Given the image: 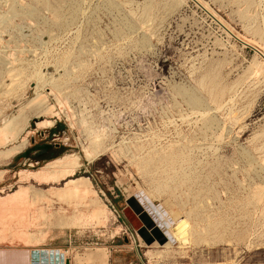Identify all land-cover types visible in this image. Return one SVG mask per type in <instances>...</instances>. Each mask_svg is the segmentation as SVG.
Segmentation results:
<instances>
[{"label": "rangeland", "instance_id": "rangeland-1", "mask_svg": "<svg viewBox=\"0 0 264 264\" xmlns=\"http://www.w3.org/2000/svg\"><path fill=\"white\" fill-rule=\"evenodd\" d=\"M200 1L249 45L191 0H0V124L37 94L57 113L27 111L0 146L31 132L0 154V196L25 190L36 218L0 234V264H264V0ZM65 154L84 160L79 197L18 182ZM146 196L189 222L187 244L168 242Z\"/></svg>", "mask_w": 264, "mask_h": 264}, {"label": "bare ground", "instance_id": "bare-ground-1", "mask_svg": "<svg viewBox=\"0 0 264 264\" xmlns=\"http://www.w3.org/2000/svg\"><path fill=\"white\" fill-rule=\"evenodd\" d=\"M194 1L195 3H197L200 7L203 8V10H206L209 15L212 16V18H214L226 31L229 35H231L232 37L236 38L237 40L241 41L243 44H246L245 46L249 45L250 40H245L242 37H240L239 35L235 34L228 26H226L219 18L218 16L212 12L205 4H203L200 0H191ZM84 2V1H83ZM122 2V1H121ZM246 3L249 4V0H246ZM150 8L146 7V12L149 10ZM144 12V11H143ZM142 12V13H143ZM151 12V10H150ZM131 13V12H130ZM149 13V12H147ZM152 13V12H151ZM249 13V12H247ZM245 15V14H244ZM243 15V16H244ZM250 15V13H249ZM248 19V16H247ZM249 19H253V16ZM150 20V19H149ZM254 20V19H253ZM248 21V20H247ZM140 22V21H139ZM143 25V24H142ZM141 26V25H140ZM146 26V25H145ZM144 27V26H143ZM149 30V29H148ZM52 33V32H51ZM70 34V32H69ZM129 37V36H128ZM255 49V48H254ZM261 52L264 53V51L261 50ZM259 52V53H261ZM258 54V53H257ZM70 55V54H69ZM264 55V54H262ZM262 55H260L262 57ZM11 62V61H10ZM29 62V61H28ZM40 71V70H39ZM252 73H254L255 76L257 77H262L261 80L263 79V75H264V57H263V61L262 62H257L254 65V68L252 70ZM38 74V73H37ZM19 76V75H18ZM17 76V77H18ZM29 76V75H28ZM41 76V75H40ZM37 77V76H35ZM254 77V76H253ZM38 78V77H37ZM256 78V77H254ZM253 78V79H254ZM33 79V77H32ZM41 79V78H40ZM39 79V80H40ZM258 79V78H257ZM43 79H41L42 81ZM260 80V81H261ZM37 81V79H36ZM254 82V81H253ZM36 83V82H35ZM42 83V82H41ZM44 83V81H43ZM259 84V83H258ZM38 83L35 85V89H38ZM45 85V83H44ZM45 87V86H44ZM233 87V86H232ZM237 87V86H236ZM42 88V87H41ZM40 89V88H39ZM232 88H230L229 90H231ZM234 89V88H233ZM228 90V91H229ZM52 91V90H51ZM17 92V91H16ZM53 92V91H52ZM43 93V92H42ZM226 94V93H225ZM229 100V99H228ZM232 99H230L229 101H231ZM47 100H45L43 98V95L41 94H37L36 97L34 99H32L31 101H29V103L26 106V109L28 112L30 113H36V115L38 114V117H42V116H50L52 118V116H54L55 114L57 115V113H54V107L53 105L50 106L46 103ZM227 101V102H229ZM64 102V101H63ZM191 102L193 105H200L201 102L199 99L193 97L191 98ZM226 102V103H227ZM232 102V101H231ZM59 103V102H58ZM67 103V102H66ZM60 104V103H59ZM225 104V103H223ZM223 104H221L222 106H224ZM230 104V103H229ZM227 105V104H226ZM221 106V107H222ZM228 106V105H227ZM220 107V108H221ZM60 108V107H59ZM230 109V111H229ZM227 110L231 112V108H229ZM22 110V109H21ZM233 110V108H232ZM27 111L22 110L20 112L19 115H15V116H11V118H7V120H5L4 122H2L0 124V146L7 145V143L10 141H15L17 140V135L20 132V130L22 131L23 128H21L22 123L26 122L27 118ZM219 111V110H218ZM235 112V111H234ZM232 113V112H231ZM2 114V111H1ZM0 114V115H1ZM229 114V113H228ZM234 115V113H232ZM201 115V114H200ZM206 115V112H205ZM236 115V114H235ZM204 116V115H203ZM229 116V115H228ZM230 117V116H229ZM182 118V117H181ZM4 120V119H3ZM228 120V119H227ZM231 120H233L231 118ZM169 121V120H168ZM198 121V120H197ZM234 121V120H233ZM170 124V123H169ZM196 124V123H195ZM54 126V121L53 120H42L40 122L37 123V127H53ZM98 126V125H97ZM224 126V125H223ZM25 127V126H24ZM106 128V127H105ZM100 131V130H99ZM30 132V131H29ZM26 133L27 135L24 136L22 138V140H20V142L16 145H13V147L5 149V150H1L0 154L3 155V157H5L7 160L10 157H13L19 153H21V151L23 150V148H25V146L27 145V137L28 135L31 133ZM102 132V131H101ZM104 132V131H103ZM105 134V133H103ZM93 135V134H92ZM91 135V137H92ZM96 134V138H97ZM152 135V134H151ZM167 135V134H166ZM106 136V135H104ZM103 136V137H104ZM220 136V135H219ZM110 137V136H109ZM139 138V136H138ZM218 138V137H217ZM9 139V140H8ZM100 139H102L101 135L99 136V140L97 139V141L95 142L96 144H98L99 147V142ZM151 140V139H150ZM185 140V139H184ZM123 141V140H122ZM18 142V141H17ZM93 145H96L94 144ZM102 142V141H100ZM131 142V141H130ZM11 143V142H9ZM14 143V142H13ZM102 144V143H101ZM92 145V143H91ZM92 145V146H93ZM105 146V145H104ZM103 147V146H102ZM99 147V148H102ZM105 148V147H104ZM110 148V147H109ZM154 148V147H153ZM88 149V148H87ZM95 149V148H94ZM93 149V150H94ZM152 149V148H151ZM96 151V149H95ZM104 149H100V151L98 150L99 153H103ZM109 152V151H108ZM85 153V158H90L91 157V153L89 154L87 152V150L85 149L84 151ZM95 156V155H94ZM1 158V157H0ZM12 159V158H11ZM90 160V159H89ZM84 160L82 159V157L80 155L77 154H65L61 157H58L52 161L47 162L46 164H44L41 168H38L34 171H30V170H20L19 172L16 173L17 177H18V182L21 181H34L38 184H45V183H56L59 184L60 182H65V190H63L64 195H75L79 193V189H82L83 187H89L90 186V181L87 178H75V174L76 171L79 167H81L82 162ZM91 161V160H90ZM138 162V161H137ZM2 175V174H1ZM2 177V176H1ZM0 177V178H1ZM87 187V188H88ZM91 187V186H90ZM91 188H89L90 190ZM88 189H85L84 192H88L86 191ZM93 190V189H92ZM91 190V191H92ZM62 191V190H61ZM1 193L3 192L2 190L0 191ZM84 192L83 195H85ZM90 192V191H89ZM94 193V191H93ZM61 194V193H60ZM80 194V193H79ZM78 194V197H79ZM95 194V193H94ZM63 195V194H61ZM60 195V196H61ZM63 195V197H64ZM75 197V196H74ZM27 196H26V191L23 189H18L15 190L12 193H8L5 194L4 196H0V224L1 229H0V234L2 232L7 231L9 225H11L12 223H16L22 227H26L25 229H27L28 226H30L32 224L33 219L36 218H32L31 214H29V209H28V199L26 200ZM30 198V197H29ZM85 198L84 196L80 199ZM31 201V199H30ZM50 201V200H49ZM144 203H145V207H146V212H150L151 215L154 217L155 222L159 223L162 225V228H164V235L165 238L168 240L169 243L172 244V242H179L182 245L187 244L189 242L190 239V233H189V222L185 219V218H181L178 221H173L172 218L169 217L168 214L164 213L163 209L156 206L155 204H153V202L149 199L148 196H146V199L143 198ZM51 202V201H50ZM27 206V207H26ZM52 208V207H50ZM50 211V209H48ZM40 216L39 217H44L45 213L42 211V209L40 210ZM45 211V210H44ZM52 211V210H51ZM99 211V210H98ZM166 212V211H165ZM49 214V213H48ZM53 214V213H52ZM33 215V214H32ZM50 215V214H49ZM51 216V215H50ZM37 221V220H36ZM35 222V221H34ZM154 222V221H153ZM17 225V226H18ZM33 226V225H32ZM19 228V227H18ZM30 228V227H29ZM21 229V228H19ZM30 231V230H29ZM28 231V232H29ZM23 236L22 235H18L19 237H17V239H19L20 237H22L24 239V237H26L27 235L24 234L23 232ZM31 235V234H29ZM34 235V234H33ZM253 235V234H252ZM32 236V235H31ZM35 236V235H34ZM37 237V236H36ZM30 238V237H29ZM22 239V240H23ZM33 238H31L32 240ZM20 240V239H19ZM38 240V239H36ZM35 241V240H34ZM24 242V240L22 241ZM25 242L30 245V242H28L25 239ZM24 242V243H25ZM33 242V241H32ZM31 242V243H32ZM34 245V244H33ZM177 245V244H175ZM40 252V251H39ZM147 253V252H146ZM151 253V252H150ZM31 254V253H29ZM39 254V253H38ZM61 255H63V252H60ZM149 254V252L147 253ZM36 255V254H34ZM33 257V256H32ZM35 257V256H34ZM42 257V256H41ZM50 259V258H49ZM16 260V259H15ZM28 261V260H27ZM54 261H56V256L54 253ZM59 261V260H58ZM39 262V261H38ZM37 262V264H38ZM29 263V262H28ZM40 263H42V261L40 260ZM66 264V263H65Z\"/></svg>", "mask_w": 264, "mask_h": 264}, {"label": "trees", "instance_id": "trees-1", "mask_svg": "<svg viewBox=\"0 0 264 264\" xmlns=\"http://www.w3.org/2000/svg\"><path fill=\"white\" fill-rule=\"evenodd\" d=\"M41 147H42V146H41ZM41 147H40V148H41ZM41 149H42V148H41ZM47 149H49V147H45L43 150H47Z\"/></svg>", "mask_w": 264, "mask_h": 264}, {"label": "water", "instance_id": "water-1", "mask_svg": "<svg viewBox=\"0 0 264 264\" xmlns=\"http://www.w3.org/2000/svg\"><path fill=\"white\" fill-rule=\"evenodd\" d=\"M67 264H69V262H67Z\"/></svg>", "mask_w": 264, "mask_h": 264}]
</instances>
